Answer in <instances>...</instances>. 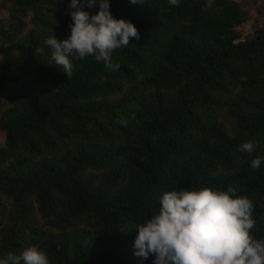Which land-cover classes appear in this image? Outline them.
Instances as JSON below:
<instances>
[{
    "label": "trees",
    "instance_id": "obj_1",
    "mask_svg": "<svg viewBox=\"0 0 264 264\" xmlns=\"http://www.w3.org/2000/svg\"><path fill=\"white\" fill-rule=\"evenodd\" d=\"M3 1L0 258L34 245L49 264H153L134 226L202 186L251 199L264 239V26L242 38L236 0H109L140 39L113 52L118 71L88 56L70 79L45 43L67 39L70 0Z\"/></svg>",
    "mask_w": 264,
    "mask_h": 264
},
{
    "label": "clouds",
    "instance_id": "obj_2",
    "mask_svg": "<svg viewBox=\"0 0 264 264\" xmlns=\"http://www.w3.org/2000/svg\"><path fill=\"white\" fill-rule=\"evenodd\" d=\"M143 0H130L142 3ZM180 0H168L178 6ZM207 0L205 7H211ZM98 3V11L90 15L83 10ZM71 23L67 39L58 41L51 35L46 41L50 46V59L62 68L68 79L73 73L72 60L88 56L112 72L120 65L112 62L116 49L126 48L130 38L140 39L136 27L129 21L114 18L109 11V0H70ZM42 52L43 49H38ZM71 58V59H70ZM118 124L127 126L126 119ZM253 142L242 143L238 150L251 153ZM261 158L251 161L253 169L259 168ZM254 204L247 196L238 195L237 189L213 190L177 189L163 193L159 208L143 223H137L133 249L134 255L153 264H264V239L251 235L255 227L252 218ZM0 264H49L47 254L30 245L18 254L8 252Z\"/></svg>",
    "mask_w": 264,
    "mask_h": 264
},
{
    "label": "rangeland",
    "instance_id": "obj_3",
    "mask_svg": "<svg viewBox=\"0 0 264 264\" xmlns=\"http://www.w3.org/2000/svg\"><path fill=\"white\" fill-rule=\"evenodd\" d=\"M239 4V8L243 13L241 23L234 26L242 38H250L255 32L264 26V0H236ZM2 3H6L0 0V19H6L8 16V6L6 3L4 8L1 7ZM30 13L27 15V21L29 22ZM32 24L29 23L28 27ZM4 134L0 131V145L3 144Z\"/></svg>",
    "mask_w": 264,
    "mask_h": 264
}]
</instances>
